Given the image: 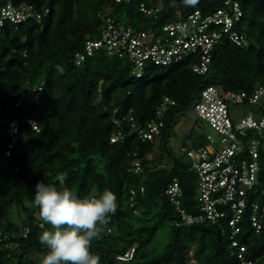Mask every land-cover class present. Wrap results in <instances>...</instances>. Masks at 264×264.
<instances>
[{"label":"trees","instance_id":"16d2710c","mask_svg":"<svg viewBox=\"0 0 264 264\" xmlns=\"http://www.w3.org/2000/svg\"><path fill=\"white\" fill-rule=\"evenodd\" d=\"M7 1L0 0V5ZM10 1L49 12L40 22H7L0 27V115L10 113L20 123L14 149L8 156L0 151V228L14 244L9 256L0 247V264H42L49 249L39 238L51 226L41 221L34 205L35 185L43 181L59 189L61 179L63 187L80 199L104 190L116 195V213L91 242L90 250L99 255L100 264H238L227 228L206 223L175 225L177 214L164 189L176 178L182 190L181 206L196 212L197 176L186 157L169 145V133L202 87L250 92L264 82V0H237L243 11L240 27L250 46H236L223 38L213 48L208 76L192 71V60L186 58L168 66L149 65L140 78L131 75L132 65L125 57L102 50L75 64L74 53L86 35H97L109 0ZM140 2L167 9L164 17L168 19L178 9L208 12L222 0H199L195 7L183 0H131L126 11L115 8V17L125 12L135 24L140 15L133 9ZM41 82L42 90L35 89ZM164 95L176 105L163 116L159 136L142 141L131 122L142 125L151 119ZM19 97L22 103L14 109L12 104ZM26 117L37 121L38 131L25 122ZM189 131L181 144L188 139L194 147L205 144L201 132L193 127ZM118 132L122 137L111 141ZM134 159L141 162L140 174L132 170ZM163 159L167 166L161 165ZM140 186L143 192L137 193L131 206L130 189ZM249 198L264 204L263 148L258 181ZM12 207L21 214L17 221L10 216ZM240 225L237 239L246 247V258L264 264L258 259L264 254V218L259 232L247 217ZM166 227L168 241L158 249L154 237ZM25 228L26 237L22 235ZM131 247V259L116 258Z\"/></svg>","mask_w":264,"mask_h":264},{"label":"built area","instance_id":"2783aa9c","mask_svg":"<svg viewBox=\"0 0 264 264\" xmlns=\"http://www.w3.org/2000/svg\"><path fill=\"white\" fill-rule=\"evenodd\" d=\"M130 3L131 0H109L101 13L97 35H86L74 53L76 65L102 50L111 56L125 57L132 65L131 75L140 78L149 65L168 66L189 58L192 71L206 77L212 71L213 48L223 38L236 46H250L249 38L240 27L243 11L237 0H222L208 12L200 8L186 12L178 9L168 19L164 17L167 9L140 2L133 9L140 15L135 24L125 12L118 17L114 13L118 6L126 11ZM48 12V8L40 10L29 3L15 5L8 0L0 5V27L7 22L13 25L29 20L40 22ZM42 85L43 82L35 89L42 90ZM21 103L22 97H19L12 107L16 109ZM175 105L173 98L162 96L153 117L142 125L131 122L132 129L142 141H154L164 126L167 109ZM188 110L206 125L209 133L201 132L206 141L201 147H194L191 139L180 145L179 151L197 176L194 194L197 211L189 212L181 206L182 190L178 180L173 178L164 194L177 214L175 225L206 223L227 228L238 264H255V260L246 258V247L238 241L237 235L243 217H247L255 232L263 227L264 204L251 200L249 195L258 181L259 150L264 149V82L250 92L206 85ZM25 122L33 130H39L33 117H26ZM120 137L122 134L118 132L110 140ZM0 138V151L8 156L20 138L19 120L10 113L0 115ZM131 163L132 170L140 174L141 162L134 159ZM138 192H143V186L130 189L131 206ZM27 233L28 228H25L22 235L26 237ZM13 246L9 234L0 228V247L7 249V256ZM133 250L131 247L116 258L129 260ZM258 259L264 261V254Z\"/></svg>","mask_w":264,"mask_h":264},{"label":"clouds","instance_id":"9594fccd","mask_svg":"<svg viewBox=\"0 0 264 264\" xmlns=\"http://www.w3.org/2000/svg\"><path fill=\"white\" fill-rule=\"evenodd\" d=\"M195 7L199 0H183ZM38 181L34 205L41 221L51 226L40 236L48 249L42 264H100L98 254L91 252V242L104 232L118 208L116 195L104 190L92 198L80 199L70 189Z\"/></svg>","mask_w":264,"mask_h":264},{"label":"rangeland","instance_id":"374dc122","mask_svg":"<svg viewBox=\"0 0 264 264\" xmlns=\"http://www.w3.org/2000/svg\"><path fill=\"white\" fill-rule=\"evenodd\" d=\"M234 119V117L232 116ZM191 127L194 128V131L196 132H205L209 133V129L206 127L205 124L200 122V120L197 119L196 115L192 110H187L185 113L181 114L178 117L177 123L174 125V127L170 130L169 133V145L173 148L175 153L182 154L179 149L180 145L183 139L186 138V136L189 134V130ZM207 128V129H206ZM157 153V149L155 148L154 154ZM183 155V154H182ZM162 166H167L168 162L166 159H163L161 161ZM18 215H21L20 213H16V208L12 207L11 209V217L14 221L18 220ZM168 241V229L161 228L153 240V245H155L158 249H163L165 246V243ZM191 253V252H190Z\"/></svg>","mask_w":264,"mask_h":264}]
</instances>
